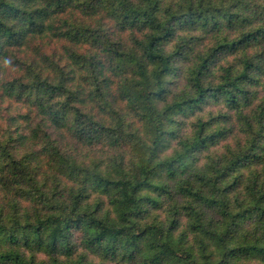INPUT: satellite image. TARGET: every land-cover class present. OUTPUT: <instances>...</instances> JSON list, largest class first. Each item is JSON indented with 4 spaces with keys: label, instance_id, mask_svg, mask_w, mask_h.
I'll list each match as a JSON object with an SVG mask.
<instances>
[{
    "label": "trees",
    "instance_id": "obj_1",
    "mask_svg": "<svg viewBox=\"0 0 264 264\" xmlns=\"http://www.w3.org/2000/svg\"><path fill=\"white\" fill-rule=\"evenodd\" d=\"M4 97L0 264H264V0H0Z\"/></svg>",
    "mask_w": 264,
    "mask_h": 264
},
{
    "label": "rangeland",
    "instance_id": "obj_2",
    "mask_svg": "<svg viewBox=\"0 0 264 264\" xmlns=\"http://www.w3.org/2000/svg\"><path fill=\"white\" fill-rule=\"evenodd\" d=\"M177 40H173L167 43V48H171L174 45V42H176ZM39 43V42H38ZM48 43L54 48L57 49V51H59V48L61 49L60 44H57L55 42H47V40L45 39V41L42 42L43 45L46 46L45 49L47 50H51V47L48 45ZM54 44V45H53ZM59 45V46H58ZM57 46V47H56ZM23 52H27V53H32L31 52V48L28 46H23L22 48ZM49 51V52H50ZM242 53L239 54H227L224 55V57L221 58V63L226 64L227 62H238L239 58L241 57ZM179 67H178V71L175 74H171L168 77V81L170 82L169 84V91L167 92L166 96L164 99H161L158 101V106H163L165 104L166 101L171 100L173 98V96L178 93L181 92L182 90H189L188 87V82H187V75H186V70L189 67V63L188 62H180L178 63ZM2 73H5L6 71H9V73L7 74H13L16 70L19 72H22L23 70H19L16 69L15 66H12L11 64H8V62H3L2 65ZM214 70H216V68H214ZM16 71V72H17ZM0 105L2 107H7L4 109L3 112H1L0 110V126L4 125L6 127L7 123H5L4 118H7V115L9 116H13L14 117V128H17V130L19 132H22L24 134H28L29 132V122L27 121V119L22 118V114H26V112L29 110L28 106L26 104H24L23 102H16L13 100H9L7 98H0ZM215 110V106H213L212 103L206 104L204 105L202 110H197L195 111L193 114H190L185 121V123H182L180 125V133L182 135H190L192 133V120L194 118H196L197 116H208L209 113L211 111ZM226 109L223 110V112H225ZM216 112V111H214ZM235 132V131H234ZM229 141V140H228ZM177 147L176 142L174 141H170L169 143H167V146L165 147V150L163 152L164 155H170L175 148ZM216 151H220V144H216V145H212L210 148H208L207 150L201 151L198 154V159L196 162V165L201 167L203 166L205 160H206V155L210 154V153H214ZM169 181H171V179H168ZM107 203V202H106ZM108 204V203H107ZM110 208L109 205H107ZM164 206V204H163ZM164 208H166V205L164 206ZM112 213L113 210H111ZM153 212V211H152ZM160 213L164 212L162 210L159 211ZM93 258V256H92ZM94 259H97L96 257ZM257 261L256 260H246L244 257L240 258L236 264H256ZM109 264H125L122 262H119L118 260L109 262Z\"/></svg>",
    "mask_w": 264,
    "mask_h": 264
}]
</instances>
